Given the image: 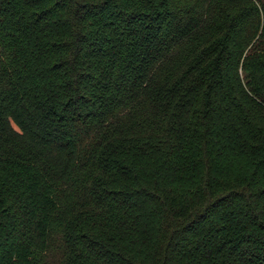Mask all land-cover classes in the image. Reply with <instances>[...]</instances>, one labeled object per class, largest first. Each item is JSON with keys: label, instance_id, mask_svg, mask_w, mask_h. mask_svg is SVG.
<instances>
[{"label": "trees", "instance_id": "16d2710c", "mask_svg": "<svg viewBox=\"0 0 264 264\" xmlns=\"http://www.w3.org/2000/svg\"><path fill=\"white\" fill-rule=\"evenodd\" d=\"M0 264H264V0H0Z\"/></svg>", "mask_w": 264, "mask_h": 264}]
</instances>
